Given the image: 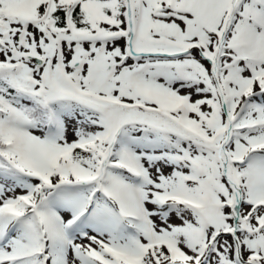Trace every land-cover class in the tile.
<instances>
[{
	"label": "snow or ice",
	"instance_id": "obj_1",
	"mask_svg": "<svg viewBox=\"0 0 264 264\" xmlns=\"http://www.w3.org/2000/svg\"><path fill=\"white\" fill-rule=\"evenodd\" d=\"M0 264H264V0H0Z\"/></svg>",
	"mask_w": 264,
	"mask_h": 264
}]
</instances>
